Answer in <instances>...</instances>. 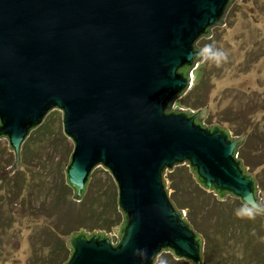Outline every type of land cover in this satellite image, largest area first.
<instances>
[{
	"label": "water",
	"instance_id": "95a60500",
	"mask_svg": "<svg viewBox=\"0 0 264 264\" xmlns=\"http://www.w3.org/2000/svg\"><path fill=\"white\" fill-rule=\"evenodd\" d=\"M232 2L0 0V137L22 165L24 140L59 109L75 198L97 166L118 187L119 241L72 232L64 264H156L163 251L203 264L202 232L171 193L169 170L183 163L206 190L264 214L237 154L244 137L207 125L210 107L171 110L202 58L197 41L226 21Z\"/></svg>",
	"mask_w": 264,
	"mask_h": 264
},
{
	"label": "rangeland",
	"instance_id": "374dc122",
	"mask_svg": "<svg viewBox=\"0 0 264 264\" xmlns=\"http://www.w3.org/2000/svg\"><path fill=\"white\" fill-rule=\"evenodd\" d=\"M196 47H202V58L171 110L210 107L203 115L207 125L244 137L238 156L254 174L264 206V0H233L226 21ZM62 121V111L53 109L29 133L22 165L8 139L0 137V264H64L72 232L110 234L119 241L114 229L121 223L112 226L119 216L123 222L117 184L97 166L83 196L75 198L65 173L73 142ZM169 177L173 200L202 232L203 264H264V214L203 188L188 163L175 165ZM156 264L191 263L163 251Z\"/></svg>",
	"mask_w": 264,
	"mask_h": 264
},
{
	"label": "trees",
	"instance_id": "16d2710c",
	"mask_svg": "<svg viewBox=\"0 0 264 264\" xmlns=\"http://www.w3.org/2000/svg\"><path fill=\"white\" fill-rule=\"evenodd\" d=\"M71 151H70V155H71ZM237 154H238V152H237ZM69 160H70V157H69ZM69 163V162H68ZM118 222V223H117ZM120 223H122V219L120 218V216L118 217V219L116 218L115 220H114V222H113V225L112 226H117L118 224H120ZM112 226H110V227H106V226H102V227H100L101 229H104V230H106V231H112V229H113V227ZM111 227H112V229H111ZM66 259V256L63 258V260L62 261H64Z\"/></svg>",
	"mask_w": 264,
	"mask_h": 264
}]
</instances>
